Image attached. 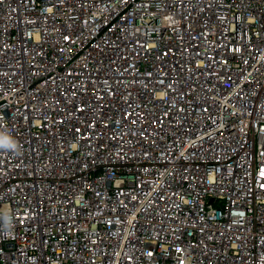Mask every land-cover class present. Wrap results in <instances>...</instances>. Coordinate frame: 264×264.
<instances>
[{
  "label": "built area",
  "instance_id": "2783aa9c",
  "mask_svg": "<svg viewBox=\"0 0 264 264\" xmlns=\"http://www.w3.org/2000/svg\"><path fill=\"white\" fill-rule=\"evenodd\" d=\"M0 264H264V0H0Z\"/></svg>",
  "mask_w": 264,
  "mask_h": 264
},
{
  "label": "clouds",
  "instance_id": "9594fccd",
  "mask_svg": "<svg viewBox=\"0 0 264 264\" xmlns=\"http://www.w3.org/2000/svg\"><path fill=\"white\" fill-rule=\"evenodd\" d=\"M16 144L10 138L0 134V148H15Z\"/></svg>",
  "mask_w": 264,
  "mask_h": 264
}]
</instances>
